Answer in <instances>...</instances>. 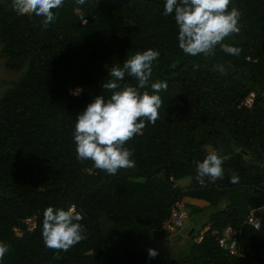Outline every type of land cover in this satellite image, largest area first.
Returning a JSON list of instances; mask_svg holds the SVG:
<instances>
[{
	"label": "trees",
	"instance_id": "obj_1",
	"mask_svg": "<svg viewBox=\"0 0 264 264\" xmlns=\"http://www.w3.org/2000/svg\"><path fill=\"white\" fill-rule=\"evenodd\" d=\"M165 0H65L56 20L18 15L11 0L0 3L4 66L23 75L0 98V241L10 246L0 264H264L263 224L246 223L264 204V0H232L241 12L240 31L215 55H186L179 47L173 14ZM159 52L151 83L165 81L160 118L147 123L125 147L135 167L109 175L90 160H78L76 115L97 95L112 66L137 51ZM198 65V67H194ZM223 65L226 74L218 66ZM121 85L138 86L125 74ZM78 90V94H73ZM254 94L253 104L243 102ZM210 151L227 156L223 178H197L196 162ZM233 173L238 183H231ZM190 178L187 186L178 182ZM185 197L213 208L187 246L167 257L149 238L163 228L172 205ZM75 206L86 239L67 252L45 247L43 212ZM201 221L205 208L188 204ZM36 218L28 230L25 219ZM210 226L200 240V231ZM241 229L239 255L222 248L211 230ZM157 255L149 257L148 249ZM59 256V259L55 257Z\"/></svg>",
	"mask_w": 264,
	"mask_h": 264
},
{
	"label": "clouds",
	"instance_id": "obj_2",
	"mask_svg": "<svg viewBox=\"0 0 264 264\" xmlns=\"http://www.w3.org/2000/svg\"><path fill=\"white\" fill-rule=\"evenodd\" d=\"M65 0H11V8L18 15H35L43 18V26L56 20L55 9L64 6ZM83 5L85 0H75ZM232 0H165L164 14H173L178 25L179 47L186 55H215L220 48L239 56L241 49L225 43L226 39L240 31L241 12L230 7ZM159 52L151 48L137 51L127 57L122 67L112 66L109 77L102 88L111 95L105 99L97 95L86 108L76 115L73 140L77 159L90 160L97 169L109 175H116L121 169L135 167L133 151L125 147L127 142L147 126L155 124L160 118L162 99L157 94L167 89L165 81L151 83L153 92H143L147 88L153 72V61ZM198 67V65H194ZM221 74H226L223 65L218 66ZM134 77L138 86L119 83L125 74ZM73 94H78L75 90ZM228 159L216 151H210L202 161L196 162L198 181L203 185L205 178L211 182L223 178V163ZM231 183H238L239 176L233 173ZM82 215L75 206L54 209L48 206L43 212L42 238L45 247L55 252H67L76 244L86 239V228L80 223ZM10 246L0 241V261L9 251ZM149 257L158 253L148 249ZM59 259V256L55 257Z\"/></svg>",
	"mask_w": 264,
	"mask_h": 264
},
{
	"label": "built area",
	"instance_id": "obj_3",
	"mask_svg": "<svg viewBox=\"0 0 264 264\" xmlns=\"http://www.w3.org/2000/svg\"><path fill=\"white\" fill-rule=\"evenodd\" d=\"M254 94L249 96L243 104L251 107L253 104ZM264 213V204L252 208L247 217L246 223L255 229H260L263 224L262 214ZM190 222V213L187 209L185 199H178L171 208L170 216L165 220L163 228L167 231H181L187 222ZM25 224L28 230H33L36 227V218L28 217L25 219ZM210 229V226L205 227L200 231V235L197 240H200L203 234ZM241 229L235 226H228L224 230L214 228L211 230L213 236H215L220 248L230 253L231 255H239V234Z\"/></svg>",
	"mask_w": 264,
	"mask_h": 264
},
{
	"label": "rangeland",
	"instance_id": "obj_4",
	"mask_svg": "<svg viewBox=\"0 0 264 264\" xmlns=\"http://www.w3.org/2000/svg\"><path fill=\"white\" fill-rule=\"evenodd\" d=\"M3 1L4 0H0V3H2ZM5 61L6 58L2 54V43L0 42V98L3 96V94L6 92L8 88H10L16 81L20 79V77L23 75L26 69V65L19 70L6 69L4 66ZM187 182L188 180H186L184 183L186 184ZM211 211H213V208L211 206L205 207V210L202 213L201 217L202 218L204 217V220H207ZM197 228H199V226L196 227V231L194 234H196ZM171 239L174 242L176 253H178V251L184 247V244L185 246H187V241L181 244L183 240L179 241L178 236L177 237L173 236ZM165 253L169 256L171 255V251L169 249L168 251H165Z\"/></svg>",
	"mask_w": 264,
	"mask_h": 264
},
{
	"label": "crops",
	"instance_id": "obj_5",
	"mask_svg": "<svg viewBox=\"0 0 264 264\" xmlns=\"http://www.w3.org/2000/svg\"><path fill=\"white\" fill-rule=\"evenodd\" d=\"M188 180V182L185 184L184 182ZM190 178L184 179L179 181L178 183L182 186H187L190 183ZM185 202H186V206L187 203L188 204H193L196 206H200V207H208L209 203L204 200V199H197V198H190V197H185ZM212 212V211H211ZM210 212V214H211ZM209 214V215H210ZM199 220V219H198ZM206 220H204V217L201 218V221L199 220V227L201 225V223L205 222ZM189 224V221L186 223V226ZM179 231H170V237L166 238L164 237L161 232L159 231H150L149 232V238L150 240L155 243L157 246H159V248L163 251V253L167 256V257H175L177 255L175 247H174V242L172 241V237L175 236L177 237L179 235ZM189 235L185 234L182 238V240H184L186 237H188ZM168 249L171 251V255H167L165 253V251H168Z\"/></svg>",
	"mask_w": 264,
	"mask_h": 264
},
{
	"label": "water",
	"instance_id": "obj_6",
	"mask_svg": "<svg viewBox=\"0 0 264 264\" xmlns=\"http://www.w3.org/2000/svg\"><path fill=\"white\" fill-rule=\"evenodd\" d=\"M199 226V220L196 215L190 217V223L185 226L178 235V240H182L185 234L191 236L195 233L196 227Z\"/></svg>",
	"mask_w": 264,
	"mask_h": 264
}]
</instances>
